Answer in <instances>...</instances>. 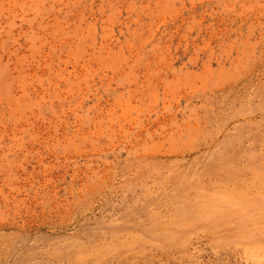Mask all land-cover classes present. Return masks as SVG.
Segmentation results:
<instances>
[{
	"label": "rangeland",
	"instance_id": "rangeland-1",
	"mask_svg": "<svg viewBox=\"0 0 264 264\" xmlns=\"http://www.w3.org/2000/svg\"><path fill=\"white\" fill-rule=\"evenodd\" d=\"M0 264H264V0H0Z\"/></svg>",
	"mask_w": 264,
	"mask_h": 264
}]
</instances>
